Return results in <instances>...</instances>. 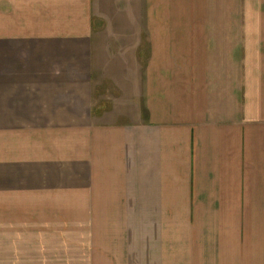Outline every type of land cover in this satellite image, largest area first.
<instances>
[{
	"label": "crops",
	"instance_id": "obj_1",
	"mask_svg": "<svg viewBox=\"0 0 264 264\" xmlns=\"http://www.w3.org/2000/svg\"><path fill=\"white\" fill-rule=\"evenodd\" d=\"M0 264H264V0H0Z\"/></svg>",
	"mask_w": 264,
	"mask_h": 264
}]
</instances>
